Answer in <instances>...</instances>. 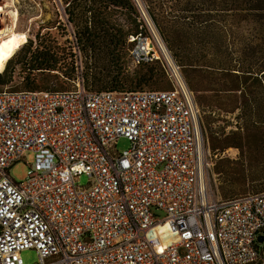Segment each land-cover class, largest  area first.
Listing matches in <instances>:
<instances>
[{"label":"built area","instance_id":"obj_1","mask_svg":"<svg viewBox=\"0 0 264 264\" xmlns=\"http://www.w3.org/2000/svg\"><path fill=\"white\" fill-rule=\"evenodd\" d=\"M134 1L144 32L129 61L158 60L170 88L96 91L76 75L67 89L0 90V264H25V249L34 264H264V189L209 197L199 107Z\"/></svg>","mask_w":264,"mask_h":264},{"label":"trees","instance_id":"obj_2","mask_svg":"<svg viewBox=\"0 0 264 264\" xmlns=\"http://www.w3.org/2000/svg\"><path fill=\"white\" fill-rule=\"evenodd\" d=\"M67 20L77 27L76 44L84 54V85L96 91L143 89L151 81H170L158 60L127 69L130 35L144 32L134 0H60ZM202 110L199 123L209 141L224 134L213 127L210 109L238 108L242 125L223 135L224 146L242 137L264 149V0H140ZM123 16V21L117 18ZM37 31L27 37L0 71V84L11 81L15 65L23 89H59L51 76L76 77L71 41L63 45ZM80 56V55H79ZM81 59V57H80ZM17 90V89H14ZM200 111V110H199ZM203 137V139H204ZM205 144V143H204ZM237 146V145H235ZM264 189V188H263ZM262 189V190H263ZM240 195V194H239ZM225 198L234 196L222 193Z\"/></svg>","mask_w":264,"mask_h":264},{"label":"rangeland","instance_id":"obj_3","mask_svg":"<svg viewBox=\"0 0 264 264\" xmlns=\"http://www.w3.org/2000/svg\"><path fill=\"white\" fill-rule=\"evenodd\" d=\"M140 5L141 2L138 0ZM1 5H6L2 14V23L6 26V32L9 31L14 20L17 24L16 30L23 31L27 37L34 39L37 31L48 33L55 37L58 43L63 45L65 39L71 41L73 52L77 57L76 75L82 76L85 71V58L83 52L76 44L74 33L77 27L67 20V15L62 9V2L60 0H0ZM7 11V12H6ZM16 12V14H14ZM15 18V19H14ZM120 21H123V16L117 15ZM165 44V43H164ZM78 53L81 59L78 56ZM128 71L132 72L137 69L127 62ZM51 76L49 83L59 89L70 88L73 82L65 80L60 75ZM22 74L19 73L18 65H15V71L10 82L1 85V89H23ZM170 86L164 79L151 81L144 85L143 88H167ZM196 94V93H194ZM210 109L214 112L211 117L215 118L213 127L215 129L222 128L224 134L230 130H236L242 125V121L238 118L240 110L235 108L233 110H224L218 108L212 102ZM200 115H202V110ZM244 129H240L242 137L234 140L235 144L224 146L222 139L223 135L215 136L217 140H206L204 135V148L206 153V160L209 165L204 167V180L208 186L209 197H219L222 193L227 192V195H239L246 192H256L264 188V149L257 146L252 140L250 146L243 134ZM237 145V146H235ZM129 146V142L124 137H119L116 140L115 148L120 152ZM217 155L216 157L214 155ZM33 161L31 153L25 154L22 159L14 162L8 169L9 176L15 181H22L27 176V170ZM89 178L85 174L78 177L77 183L79 185H86ZM21 257L25 264H34L37 262V253L33 249H25L21 251Z\"/></svg>","mask_w":264,"mask_h":264},{"label":"bare ground","instance_id":"obj_4","mask_svg":"<svg viewBox=\"0 0 264 264\" xmlns=\"http://www.w3.org/2000/svg\"><path fill=\"white\" fill-rule=\"evenodd\" d=\"M4 7H6V5L0 4V71L3 70L8 59H10L15 51L27 40L25 32L16 30L17 24L15 20L9 31L6 32V26L2 23L3 19L1 15ZM14 14H16V12H14Z\"/></svg>","mask_w":264,"mask_h":264},{"label":"water","instance_id":"obj_5","mask_svg":"<svg viewBox=\"0 0 264 264\" xmlns=\"http://www.w3.org/2000/svg\"><path fill=\"white\" fill-rule=\"evenodd\" d=\"M258 239H259V240H261V239H262V237H261V236H259V237H258Z\"/></svg>","mask_w":264,"mask_h":264}]
</instances>
